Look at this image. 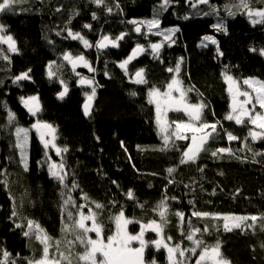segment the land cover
Returning a JSON list of instances; mask_svg holds the SVG:
<instances>
[{"label":"trees","instance_id":"trees-1","mask_svg":"<svg viewBox=\"0 0 264 264\" xmlns=\"http://www.w3.org/2000/svg\"><path fill=\"white\" fill-rule=\"evenodd\" d=\"M160 4L0 0V264H100L101 256L89 259L99 235L81 226L83 213L104 242L123 215L130 234L145 240L147 264H173L164 244L184 251L188 264H214L199 262L212 248L228 264H264V135L255 136L251 120L229 117L226 80L264 81V16L252 22L246 8L224 0H169L158 12ZM146 18L174 28L171 37L138 31L133 21ZM206 35L216 43L201 46ZM106 37L119 46L99 49ZM72 58L81 66L73 68ZM170 69L178 70L185 102L214 125L193 159L185 158L187 141L164 140L150 101L152 90L166 88ZM83 77L92 85H81ZM29 97H37L38 110L25 105ZM169 118L189 119L182 111ZM36 122L56 129L60 154L48 153ZM24 128L28 168L17 139ZM48 155L64 178L50 173ZM220 214L243 222L229 229Z\"/></svg>","mask_w":264,"mask_h":264},{"label":"rangeland","instance_id":"rangeland-1","mask_svg":"<svg viewBox=\"0 0 264 264\" xmlns=\"http://www.w3.org/2000/svg\"><path fill=\"white\" fill-rule=\"evenodd\" d=\"M191 1H196V4L198 5L200 4V2H210L211 0ZM168 2L169 0H161V4L157 8V11L159 12V10L162 11L163 9H165L168 5ZM224 3L226 5L233 6L234 8H246V13L248 14V17L251 19L252 22L260 21L264 16V0H224ZM146 19L133 21L135 22V24L140 25L141 28H137L138 31L142 29L145 30L147 34L153 32L163 36L164 38L167 37L165 39H169L172 33L174 32V28H160V22L155 19ZM76 37L80 38L78 36ZM7 42L9 43L10 40L7 39L6 43ZM209 43H216L214 35H206V37L202 38L200 41L201 46H204V44L206 45ZM157 48L158 46L154 45L153 49ZM69 61L75 69L81 66V62H83L80 59L75 60V58L69 59ZM83 66L86 67L87 65L84 64ZM172 71V73H169L171 74V78L169 79V82L164 90L156 89L150 92V101L155 106L157 123L160 129V133L164 140H166V142H169L171 139L175 138L187 141L188 145L187 150L185 152V158L193 159L197 156V152L191 150V147H193L195 144V139L202 134H206L207 136L211 135L214 125L202 122V110L199 106H192V108L197 110V114L185 112L187 114V117L189 118L188 121H178L175 123H172L170 121V114L179 110V107H175L171 104L172 101L185 102L186 99L185 90L182 87L178 70ZM88 80L89 81L85 80V77H83L80 79V84L91 86L92 81L90 79ZM226 80L231 98L235 99V97H239L241 95L239 103L240 114H237L238 112L233 111L229 114V117L234 119L239 117L251 120V122L254 124L255 136L264 135V81L259 80L255 77L245 78L241 82L231 77H227ZM93 94L94 92L92 90L88 94L87 98H91ZM24 103L25 105L33 107L34 111L40 108L37 97H29L25 99ZM32 129L42 140L44 146L48 150V153H50V151H54L56 154H60V148L58 147L56 142V129L52 125L36 122L34 123V125H32ZM28 131V128H24L18 130L17 132L18 145L20 148L22 163L25 168L29 167L30 157V131ZM204 146L205 144L202 146L201 149H203ZM47 165L51 174L60 178L65 177L64 167L60 163L54 161L52 157H50V155L47 156ZM220 215L225 220V225L229 229L232 227L240 226L243 222V217L241 215ZM80 224L88 232H96L99 235L97 239H94L91 242V252L89 259L92 262H97L98 257L101 256L100 264H111V259L116 255H120L124 250L145 249V240L140 235L130 234L128 230L129 222L123 215H121L117 220L116 234L107 242H104L100 237L99 227L95 224L94 217L91 214H81ZM164 245L169 255V260L171 261V263L177 264L180 263V261L182 260L183 263L180 264H188L186 258H184V251H182L181 249L172 248L167 244ZM179 254H182L183 257L180 258ZM199 262L228 264L220 257V252L217 248L204 250L200 255ZM35 264L59 263L45 260Z\"/></svg>","mask_w":264,"mask_h":264},{"label":"water","instance_id":"water-1","mask_svg":"<svg viewBox=\"0 0 264 264\" xmlns=\"http://www.w3.org/2000/svg\"><path fill=\"white\" fill-rule=\"evenodd\" d=\"M124 36L120 37V40L123 39ZM115 46L114 41L110 37H106L102 39L98 43V48L101 50H110L113 49ZM11 48L16 49V46L12 43ZM143 51V48H136L134 49L131 54L132 56H137ZM169 73H172L173 71L170 69L168 71ZM68 88L65 87L61 92L59 93V97H65L68 93ZM175 106L179 107L181 110L189 112L191 114H196L197 110L192 108L189 104L185 102H178L174 103ZM95 106V99L89 98L84 101L83 103V110L86 117H90L93 113ZM230 107L232 111L239 112V102L238 101H231ZM208 141V136L206 134L199 135L195 139V144L193 147H191L192 151H200L202 146ZM111 264H147L146 259V252L144 250L136 249V250H124L120 255H116L111 259Z\"/></svg>","mask_w":264,"mask_h":264},{"label":"flooded vegetation","instance_id":"flooded-vegetation-1","mask_svg":"<svg viewBox=\"0 0 264 264\" xmlns=\"http://www.w3.org/2000/svg\"><path fill=\"white\" fill-rule=\"evenodd\" d=\"M114 41V43H115V47H118L119 46V41H118V39L117 40H113ZM121 41V40H120ZM74 68V67H73ZM239 81V80H238ZM243 81V80H242ZM241 82V81H240ZM94 95V94H93ZM91 98H93V96L91 97ZM240 98H241V95L239 96V97H235V99H232L231 98V95H230V99H231V101H238L239 103H240ZM87 99H89V98H87ZM86 99V100H87ZM178 102H180V101H172V105H174V103H178ZM175 106V105H174ZM175 107H177V106H175ZM239 107H240V104H239ZM171 110V109H170ZM178 111H182V112H186V111H183V110H181L180 108H179V110ZM177 111V112H178ZM231 112H233L232 111V109H231ZM187 113V112H186ZM196 114H197V112H196ZM237 114H240L239 112L237 113ZM203 135V134H202ZM209 137H210V135L208 136V140H209Z\"/></svg>","mask_w":264,"mask_h":264}]
</instances>
